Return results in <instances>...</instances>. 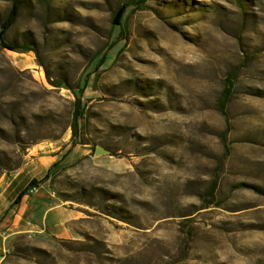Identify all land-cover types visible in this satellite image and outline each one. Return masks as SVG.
<instances>
[{"label": "rangeland", "instance_id": "374dc122", "mask_svg": "<svg viewBox=\"0 0 264 264\" xmlns=\"http://www.w3.org/2000/svg\"><path fill=\"white\" fill-rule=\"evenodd\" d=\"M2 23L0 191L28 163L19 188L81 218L0 264H264V0H0Z\"/></svg>", "mask_w": 264, "mask_h": 264}, {"label": "crops", "instance_id": "0c3cea01", "mask_svg": "<svg viewBox=\"0 0 264 264\" xmlns=\"http://www.w3.org/2000/svg\"><path fill=\"white\" fill-rule=\"evenodd\" d=\"M51 162H47L44 169H47ZM27 164L10 179L3 191H0V216L4 211L8 212L6 218L0 221L1 244L6 239L19 235L37 240L68 237L71 235L70 224L81 218L76 209L62 202H55L53 193L49 191L36 190L31 194L26 193L27 191L22 189L27 182L19 188L21 184L17 177L24 172ZM10 187L11 191H7ZM21 192L24 194L14 203Z\"/></svg>", "mask_w": 264, "mask_h": 264}, {"label": "trees", "instance_id": "16d2710c", "mask_svg": "<svg viewBox=\"0 0 264 264\" xmlns=\"http://www.w3.org/2000/svg\"><path fill=\"white\" fill-rule=\"evenodd\" d=\"M136 1H137V3L141 4L143 0H142V1H138V0H136ZM12 9H13V10H16V6H13ZM122 12H123V9L121 8V9H119V10L114 14V22H115V23L117 22L116 20H118V18L121 16ZM4 30H5V26H4L3 23H2V25H1V29H0V41L3 42V44H2L1 46H2L3 48H8V49L11 50V51L17 50V48L12 47V46H10V45H8V44H6V43L4 42V41H5V39H4ZM27 50L30 51L31 49H27ZM79 105H80V100H79V99H76L75 112H74V116H73L72 124H71V134H72L71 138H72L73 140H74V137H75V134H76L77 119L81 116V111H80V107H79ZM93 149H94V147H93ZM54 165H55V164H53L52 166H54ZM52 166H51V167H52ZM51 167H50V168H51ZM46 178H47V174L44 176L43 180H45ZM36 183H37V180H36V179H31L30 182H29L28 185H27V189L30 188V187H34V186L36 185ZM23 194H24V192H21V193L17 196V198L15 199L14 203H17L18 200H19V198H20Z\"/></svg>", "mask_w": 264, "mask_h": 264}, {"label": "water", "instance_id": "95a60500", "mask_svg": "<svg viewBox=\"0 0 264 264\" xmlns=\"http://www.w3.org/2000/svg\"><path fill=\"white\" fill-rule=\"evenodd\" d=\"M93 156H108L110 155V152L104 149L100 145H96L93 149Z\"/></svg>", "mask_w": 264, "mask_h": 264}, {"label": "built area", "instance_id": "2783aa9c", "mask_svg": "<svg viewBox=\"0 0 264 264\" xmlns=\"http://www.w3.org/2000/svg\"><path fill=\"white\" fill-rule=\"evenodd\" d=\"M29 190H28V193H33L35 190H36V188L35 187H30V188H28ZM5 252V249H4V247L2 246V244L0 243V254H3Z\"/></svg>", "mask_w": 264, "mask_h": 264}]
</instances>
